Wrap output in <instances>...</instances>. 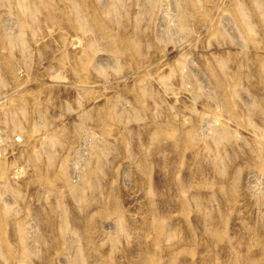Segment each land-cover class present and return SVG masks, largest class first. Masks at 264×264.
<instances>
[{
	"label": "rangeland",
	"instance_id": "obj_1",
	"mask_svg": "<svg viewBox=\"0 0 264 264\" xmlns=\"http://www.w3.org/2000/svg\"><path fill=\"white\" fill-rule=\"evenodd\" d=\"M0 264H264V0H0Z\"/></svg>",
	"mask_w": 264,
	"mask_h": 264
},
{
	"label": "built area",
	"instance_id": "obj_2",
	"mask_svg": "<svg viewBox=\"0 0 264 264\" xmlns=\"http://www.w3.org/2000/svg\"><path fill=\"white\" fill-rule=\"evenodd\" d=\"M3 147H4V144H3L2 130H1V126H0V157L3 153Z\"/></svg>",
	"mask_w": 264,
	"mask_h": 264
}]
</instances>
